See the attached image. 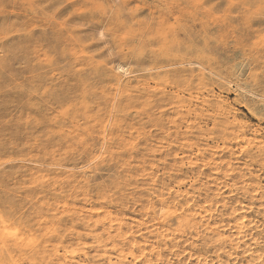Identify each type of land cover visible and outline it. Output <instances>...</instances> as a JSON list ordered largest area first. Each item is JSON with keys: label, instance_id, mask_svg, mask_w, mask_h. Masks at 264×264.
Returning a JSON list of instances; mask_svg holds the SVG:
<instances>
[{"label": "rangeland", "instance_id": "374dc122", "mask_svg": "<svg viewBox=\"0 0 264 264\" xmlns=\"http://www.w3.org/2000/svg\"><path fill=\"white\" fill-rule=\"evenodd\" d=\"M0 222V264H264V0H0Z\"/></svg>", "mask_w": 264, "mask_h": 264}, {"label": "bare ground", "instance_id": "6f19581e", "mask_svg": "<svg viewBox=\"0 0 264 264\" xmlns=\"http://www.w3.org/2000/svg\"><path fill=\"white\" fill-rule=\"evenodd\" d=\"M119 69H122V71H124V72H126L127 71V68L125 67V66H123V65H119ZM1 224H2V222H0ZM0 224V225H1ZM5 225H6V223H5ZM5 228V227H4ZM3 228V229H4ZM1 230H2V228H1ZM8 239V238H7ZM10 249V248H9Z\"/></svg>", "mask_w": 264, "mask_h": 264}]
</instances>
